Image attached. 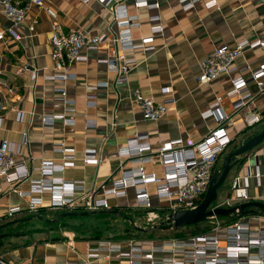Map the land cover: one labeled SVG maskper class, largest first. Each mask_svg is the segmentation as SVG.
<instances>
[{"label": "crops", "instance_id": "1", "mask_svg": "<svg viewBox=\"0 0 264 264\" xmlns=\"http://www.w3.org/2000/svg\"><path fill=\"white\" fill-rule=\"evenodd\" d=\"M20 1L25 4L27 0ZM118 1L127 4L131 15L140 17V24L132 29L136 41L151 35L155 26H161L163 31L154 36L153 51L142 48L135 51L136 62L126 84H116L115 74L99 62L116 52L113 40L116 26L98 51L86 52L87 61L71 65L76 77L65 85L69 99L74 101L76 122L73 125H64L57 120L47 126L41 120L44 114L63 112L55 106V90L63 83L46 78L55 68L50 43L52 29L58 23L65 32H104L112 22L111 8L100 0H45L43 6L29 8L27 19L18 27L19 40L6 34L0 39V78L12 88L9 92L0 87L3 102L0 142L9 140L15 149V158L27 160L31 179L41 178L39 166L43 159L62 160V155L54 148L57 142L63 141L74 149V160L57 175L70 181H84L86 192L99 189L109 179L120 175L118 169L122 158L118 149L137 133L148 132L155 149L161 143L175 139H182L184 145H193L203 139L217 127L218 121L216 117L204 118L202 113L219 97L222 98L221 110L232 117L225 124L232 138L228 152L264 131V95L249 100L237 112L234 111L233 99L227 96L232 88V78L239 75L249 77L252 70L264 63V46L247 47L231 74H223L210 84L198 81L201 61L216 48L222 45L234 47L244 40L264 41V0H217V6L213 8L206 6L211 0H191L194 6L187 10L183 9L180 0H158L159 8H137L132 0ZM155 15H160V20H153ZM11 26L12 22L0 6V32L6 33ZM35 69L38 71L36 79L33 77ZM97 84L100 86L96 87ZM163 88H169L170 92L163 93ZM250 88L255 89V86ZM135 89L157 102L168 98L176 102L159 121H146L133 99ZM19 111L23 114L22 120ZM251 114L259 115L260 120L248 124L247 118ZM88 120L95 121L96 125L88 127ZM113 122L117 123L116 127L112 126ZM25 132L28 134L27 144H23ZM87 149L97 151L98 163L85 161ZM263 150L264 141L245 154L230 173L233 180L238 174L247 176L249 172H261L259 183L254 177L250 179L247 201L264 203ZM145 169L160 176L163 174V166L158 159L146 164ZM12 187L0 181V225L10 223L1 230L5 237L0 238V264H84L90 246L98 240L113 238H60L61 233L48 227L49 224L62 226L58 222L64 219L73 223L91 214L116 213L115 210L121 208L137 207L131 189L126 197H109L112 209L64 217L63 214L70 211L87 210L53 209L50 207V193L44 192L36 195L41 198L38 209L30 211L29 197L20 195ZM29 188L28 180L18 185L21 191ZM149 190L152 203L160 204L155 185L151 184ZM15 207L20 210L9 216V210ZM259 213L263 212L257 210L253 215ZM111 264L120 262L115 259Z\"/></svg>", "mask_w": 264, "mask_h": 264}, {"label": "built area", "instance_id": "2", "mask_svg": "<svg viewBox=\"0 0 264 264\" xmlns=\"http://www.w3.org/2000/svg\"><path fill=\"white\" fill-rule=\"evenodd\" d=\"M111 8L112 22L106 31L89 34L83 30H70L65 32L55 23L50 36L51 54L55 60V68L46 78L63 83L55 90V106L61 108L62 113L44 114L41 120L44 125L51 126L57 120L64 125H73L76 122L74 101L69 99L65 83L76 77L71 71L74 62L87 61V51H98L101 43L109 40L113 32V26L117 30L114 35L116 52L99 60L107 66L109 71L115 74L116 84H126L136 62L135 51L142 48L145 51L155 49L154 36L163 31L161 26L152 28L151 35L136 41L132 29L140 24L139 15H131L127 4L118 0H100ZM137 8H159L158 0H132ZM45 0H27L22 4L20 0H0V6L4 15L12 22V26L6 33L0 32V39L6 35L19 40L18 27L27 19L29 8L33 5L43 6ZM183 9L194 6L191 0H180ZM207 8L217 6V0L206 3ZM160 20V15L152 17ZM264 46V41L258 40L239 42L236 46L222 45L213 53L206 56L200 63L198 81L201 84H210L223 74H231L235 63L245 52L246 48ZM37 69L33 71V77H37ZM232 88L227 96L233 99L234 111H239L251 99L258 95H264V63L251 71L249 77L242 75L231 79ZM251 85L255 89L250 88ZM97 84L96 87H99ZM0 87L9 92L12 88L9 83L0 78ZM163 93H169V88H163ZM134 101L138 104L146 121L157 122L165 116L170 107L175 104L173 98L164 102H157L152 97H146L139 89L132 93ZM222 98L216 101L202 113L204 118L216 117L218 125L203 139L193 145H184L182 139L161 143L154 148L148 132L137 133L130 137L126 144L118 149V155L122 158L119 166L118 177L106 181L99 189L90 192L85 191V182L81 180L70 181L57 175L72 164L74 149L65 143L57 142L54 150L62 155V160L43 159L39 166L41 178L31 179L27 160H17L14 148L9 140L0 142V181L13 186L12 190L22 196L29 197V210L36 211L41 198L37 194L50 193V207L53 209L82 208L87 211L112 209L109 197H126L130 190L134 191L137 207L147 212L148 219L158 220L163 214L161 203H166L168 212L164 214V220L170 219L177 210L197 208L204 200L217 165L223 153L231 144L225 124L231 120V116L220 108ZM3 102L0 99V109ZM23 114L19 111V118ZM248 124H254L260 120L259 115H250ZM95 121L88 120L87 126L94 127ZM117 126L116 122L112 123ZM28 134L24 133L23 144H27ZM20 148L18 147L17 151ZM19 152V151H18ZM264 154V150L262 151ZM87 163H98L97 151L87 149L85 152ZM155 159L163 166V174L160 176L154 172H147L145 165L155 162ZM261 172L243 176L238 174L231 184L232 196L228 197L221 206H231L234 203L247 201L246 190L251 186L250 179L255 178L260 182ZM29 181L28 191H21L18 185ZM154 184L156 196L160 204L152 203L149 186ZM20 209L11 208L9 216H13ZM233 222H222L219 217L211 216L207 221L210 228L203 232L188 236L165 238L164 240H141L129 238L124 240L101 239L94 246H90L84 259V264H99L107 261L111 264L118 260L120 264H264V213L258 215L249 214L244 217H233ZM19 264V263H5Z\"/></svg>", "mask_w": 264, "mask_h": 264}, {"label": "rangeland", "instance_id": "3", "mask_svg": "<svg viewBox=\"0 0 264 264\" xmlns=\"http://www.w3.org/2000/svg\"><path fill=\"white\" fill-rule=\"evenodd\" d=\"M227 152L228 150L222 154L221 163H218L217 165V172H222L224 158L229 153ZM232 182L233 180L230 174L224 185L219 189L218 197L212 203L211 208L220 207L224 200L232 196ZM224 207L230 209L232 208V205ZM161 210H163L160 211L163 216L155 221L148 219L147 212L144 209L126 207L115 210L117 211L116 213L91 214L89 217L74 220L73 223L70 222L72 221L70 219H64L63 221L58 222L59 224H63L62 226L59 225L55 227L51 223L48 227H53L55 230H58L59 233H61L60 238H83L86 236L103 238L105 236L113 238L111 240H124L129 238L141 240H164L165 238L188 237L210 228L209 221L201 222L195 226L188 225L178 229L169 227L167 224L160 225L162 223H167V220H164V214L168 212L167 205H164ZM232 216H220L219 218L222 222H227ZM156 225L160 226L152 232L142 231V229H150Z\"/></svg>", "mask_w": 264, "mask_h": 264}, {"label": "water", "instance_id": "4", "mask_svg": "<svg viewBox=\"0 0 264 264\" xmlns=\"http://www.w3.org/2000/svg\"><path fill=\"white\" fill-rule=\"evenodd\" d=\"M264 141V131L258 135L247 140L243 145L238 149L231 151L224 158L222 165V172H216L211 180L209 190L201 202V204L195 209L188 210H177L175 211L167 223H162L160 225H169V227L178 229L185 226H195L201 222L207 221L211 216H235V217H244L249 214L256 213L257 210H261L264 213V203L261 201H243L241 203H234L232 208L226 209L224 206L211 208L212 203L218 197L219 189L224 185L227 178L229 177L232 169L240 162L245 154L255 150L262 142ZM90 211H70L64 213L63 216H74V215H88ZM232 216V217H233ZM7 225H0V238H4L5 235L1 233V230ZM160 225H156L150 229H142V231L152 232L156 230Z\"/></svg>", "mask_w": 264, "mask_h": 264}, {"label": "trees", "instance_id": "5", "mask_svg": "<svg viewBox=\"0 0 264 264\" xmlns=\"http://www.w3.org/2000/svg\"><path fill=\"white\" fill-rule=\"evenodd\" d=\"M233 219H234V218H232L229 222H233V221L235 220V219H234V220H233Z\"/></svg>", "mask_w": 264, "mask_h": 264}]
</instances>
